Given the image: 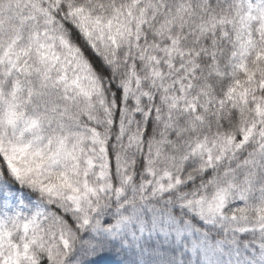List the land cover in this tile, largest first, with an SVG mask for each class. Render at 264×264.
<instances>
[{"label":"snow or ice","instance_id":"6c2138e0","mask_svg":"<svg viewBox=\"0 0 264 264\" xmlns=\"http://www.w3.org/2000/svg\"><path fill=\"white\" fill-rule=\"evenodd\" d=\"M0 264H264V0H0Z\"/></svg>","mask_w":264,"mask_h":264}]
</instances>
